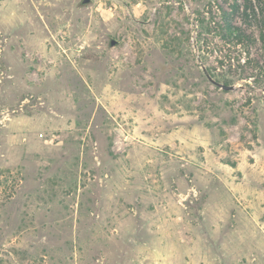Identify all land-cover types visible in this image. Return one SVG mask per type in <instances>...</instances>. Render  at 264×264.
<instances>
[{"label": "rangeland", "instance_id": "rangeland-1", "mask_svg": "<svg viewBox=\"0 0 264 264\" xmlns=\"http://www.w3.org/2000/svg\"><path fill=\"white\" fill-rule=\"evenodd\" d=\"M262 37L264 0H0V264H264Z\"/></svg>", "mask_w": 264, "mask_h": 264}, {"label": "trees", "instance_id": "trees-1", "mask_svg": "<svg viewBox=\"0 0 264 264\" xmlns=\"http://www.w3.org/2000/svg\"><path fill=\"white\" fill-rule=\"evenodd\" d=\"M247 9L249 7L245 6L243 17L245 23L252 24L256 16L247 13ZM238 10L237 5L233 6V11L228 12L223 10L222 23L214 22L212 24L213 22L205 19L200 21L203 30H206L207 33H214L224 43L223 48L226 54H223L222 59L219 60L220 65L218 67L220 68V72H212L209 68L208 71L214 80L226 85H231L238 79L247 78V67H250V69L259 68V62L250 58V49L255 46L256 39L242 27L233 24V15ZM262 38L264 39V37ZM245 53L247 54V59L245 60L246 65L244 67L241 64V60ZM233 66H236L234 72L231 73L225 70L226 67L231 69Z\"/></svg>", "mask_w": 264, "mask_h": 264}, {"label": "water", "instance_id": "water-1", "mask_svg": "<svg viewBox=\"0 0 264 264\" xmlns=\"http://www.w3.org/2000/svg\"><path fill=\"white\" fill-rule=\"evenodd\" d=\"M90 1H91V0H83V2H84L85 4L89 3ZM116 43H117L116 40H112V42H111V46H115ZM208 78L210 79V81H211L214 85H216V86H218V87H220V88H222V89H225V90H231V89L234 88V85H226V84H223V83H221V82H218V81L214 80V79H213L211 76H209V75H208Z\"/></svg>", "mask_w": 264, "mask_h": 264}]
</instances>
